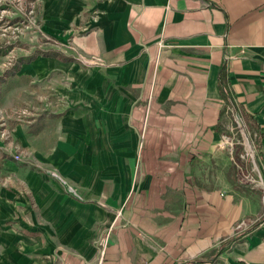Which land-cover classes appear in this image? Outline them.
<instances>
[{
    "label": "crops",
    "instance_id": "obj_1",
    "mask_svg": "<svg viewBox=\"0 0 264 264\" xmlns=\"http://www.w3.org/2000/svg\"><path fill=\"white\" fill-rule=\"evenodd\" d=\"M42 1L57 44L0 105L53 106L12 128L31 162L0 149V264H264V182L220 144L230 95L264 169V0Z\"/></svg>",
    "mask_w": 264,
    "mask_h": 264
},
{
    "label": "rangeland",
    "instance_id": "obj_2",
    "mask_svg": "<svg viewBox=\"0 0 264 264\" xmlns=\"http://www.w3.org/2000/svg\"><path fill=\"white\" fill-rule=\"evenodd\" d=\"M21 2L22 11L18 9L16 5L18 3L15 2V0L0 1V96L4 95L8 91V87L10 86V81L12 78V71L16 66H19L21 62L20 60L35 56L37 55V53H40L41 55L51 54L50 52L52 51V49H54L58 41L52 35L50 36L44 31L43 33L41 32L42 19L44 17L42 16L43 1L21 0ZM83 59L87 60L88 58L86 59L83 57ZM46 95L50 96V107H52V94L50 93L45 95L38 94L33 100H26L23 101V103L15 104L9 107L0 105V109L3 111H8L7 113L4 112L5 115H10L13 108H22L26 105L29 106V102L37 103L36 100L39 96ZM39 106H41V104H39ZM10 119L12 118L9 117L5 121L0 120V143H2V145H0V149H2L5 153H7L6 151H9V153L11 152V155H15V153L17 152L12 149V146L14 144L18 146L19 149L29 154V159L25 162H31L32 155L30 151L28 149L21 148L14 141L12 134V128L15 125L28 126V124H23L21 122L15 123ZM6 123L7 125L4 127L3 124ZM4 130L8 132L10 131L11 135L8 139L6 137H2V133L4 132ZM238 132L239 134H237L236 130V137H239L240 144H237L235 148L238 149L239 147H244L248 152L246 143H244L242 134L239 129ZM1 159H4L3 155H0V161ZM11 160L25 164V162L15 160L13 157L11 158ZM2 167L4 169V165H2ZM10 175L11 174H0V187L9 188L11 182L14 181V179H12ZM242 177L250 181L254 178L247 172H242ZM1 253L2 252L0 251V255Z\"/></svg>",
    "mask_w": 264,
    "mask_h": 264
},
{
    "label": "built area",
    "instance_id": "obj_3",
    "mask_svg": "<svg viewBox=\"0 0 264 264\" xmlns=\"http://www.w3.org/2000/svg\"><path fill=\"white\" fill-rule=\"evenodd\" d=\"M2 1V0H0ZM15 2H17L18 4L17 7L20 11H22V2L21 0H15ZM41 31V30H39ZM43 33V31H41ZM82 60H84L83 58H81ZM88 61L89 64H96L97 62H100V60L98 58H90V60H86ZM85 61V62H86ZM50 96L49 95H46V96H39L38 99L36 100L37 103H33V102H29V106H24L22 108H13L12 109V112L10 115L8 114H4V112H8V111H3L1 110L0 111V120H7V118H12L10 120H12L13 122L17 123V122H21V123H25V124H30L32 123V121L35 120V118L38 116V114H40L41 112H45L49 109L51 103H50ZM39 104H41V106H39ZM229 114V113H228ZM231 121H232V117H231V114L227 116ZM8 123V122H7ZM6 124H3L4 127L7 125ZM229 132L227 134H225L224 136V139L223 141L220 142L221 146L228 150L229 152V155H233L235 153V150H236V145L237 144H240V141H239V137L237 138V134H239L238 132V129L235 124L233 122L230 123V125H228L226 127ZM236 130H237V134H236ZM10 131H6L4 130V132L2 133V137H6L7 139L10 137ZM12 149H14L15 152V155L12 154V157L15 159V160H18V161H22V162H25L29 159V154L27 152H24L22 151L21 149L18 148V146L14 145L12 146ZM45 173L47 174L48 177L50 178H57L59 180H63L62 177H60L58 171L55 169H48V170H45ZM245 225V223H241L238 225V227L236 229H240V228H243ZM102 254H103V251L101 252V255L99 256V259H98V264L101 262V259H102Z\"/></svg>",
    "mask_w": 264,
    "mask_h": 264
},
{
    "label": "water",
    "instance_id": "obj_4",
    "mask_svg": "<svg viewBox=\"0 0 264 264\" xmlns=\"http://www.w3.org/2000/svg\"><path fill=\"white\" fill-rule=\"evenodd\" d=\"M227 99L229 100V109L231 111V114H233L234 121L237 125V128H239L242 134L244 143H246V147L248 149L249 155L250 157H252L255 167L257 171L260 172V176L264 182V169L261 164L260 157H258V153L255 147V144L253 143V140L251 138L250 132L248 128H246V125L244 123L242 115L239 112V109L237 107L235 100L230 95L227 97ZM216 247H217L216 249L218 250L220 248V244L217 245Z\"/></svg>",
    "mask_w": 264,
    "mask_h": 264
},
{
    "label": "trees",
    "instance_id": "obj_5",
    "mask_svg": "<svg viewBox=\"0 0 264 264\" xmlns=\"http://www.w3.org/2000/svg\"><path fill=\"white\" fill-rule=\"evenodd\" d=\"M21 62L20 63H22V62H26V59H22V60H20ZM15 68H17V66L15 67ZM242 116H243V118H244V120H245V122H246V125L248 126V122H247V119L245 118V116L242 114ZM261 155V154H260Z\"/></svg>",
    "mask_w": 264,
    "mask_h": 264
}]
</instances>
